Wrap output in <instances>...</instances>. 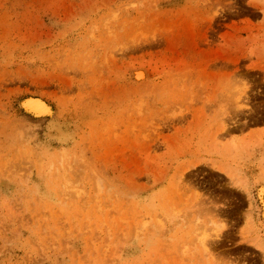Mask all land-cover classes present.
Wrapping results in <instances>:
<instances>
[{"label": "rangeland", "instance_id": "1", "mask_svg": "<svg viewBox=\"0 0 264 264\" xmlns=\"http://www.w3.org/2000/svg\"><path fill=\"white\" fill-rule=\"evenodd\" d=\"M0 264H264V0H0Z\"/></svg>", "mask_w": 264, "mask_h": 264}, {"label": "bare ground", "instance_id": "2", "mask_svg": "<svg viewBox=\"0 0 264 264\" xmlns=\"http://www.w3.org/2000/svg\"><path fill=\"white\" fill-rule=\"evenodd\" d=\"M36 101H37V100H36ZM39 103H40V101H39ZM30 104H31V103H30ZM33 104H34V103H33ZM33 104H32V105H33ZM40 104H41V103H40ZM40 104H38V105L35 104V106H36L37 108H40V109H41V107H42V108L45 107V106L43 107V105H44L43 103H42V106H41ZM31 107L34 108V105L31 106ZM45 108H46V107H45ZM45 108L43 109V111L40 110L39 112L41 113V111H42V114L45 113V112H44ZM35 110H36V108H35ZM39 115H40V114H39ZM207 237H208V235H207L206 233L199 237V242H201V245H202V246H204ZM255 246H256V245H255ZM257 248H258V247H257Z\"/></svg>", "mask_w": 264, "mask_h": 264}, {"label": "crops", "instance_id": "3", "mask_svg": "<svg viewBox=\"0 0 264 264\" xmlns=\"http://www.w3.org/2000/svg\"><path fill=\"white\" fill-rule=\"evenodd\" d=\"M249 135H250V133H249Z\"/></svg>", "mask_w": 264, "mask_h": 264}]
</instances>
